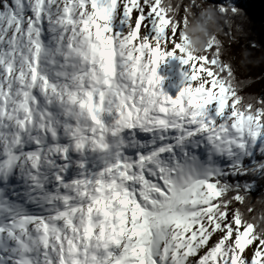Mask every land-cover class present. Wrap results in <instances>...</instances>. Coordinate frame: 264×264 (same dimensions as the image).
<instances>
[{"label": "snow or ice", "instance_id": "snow-or-ice-1", "mask_svg": "<svg viewBox=\"0 0 264 264\" xmlns=\"http://www.w3.org/2000/svg\"><path fill=\"white\" fill-rule=\"evenodd\" d=\"M245 16L0 0V264H264V92L219 38Z\"/></svg>", "mask_w": 264, "mask_h": 264}, {"label": "trees", "instance_id": "trees-1", "mask_svg": "<svg viewBox=\"0 0 264 264\" xmlns=\"http://www.w3.org/2000/svg\"><path fill=\"white\" fill-rule=\"evenodd\" d=\"M246 16L237 23H242L243 31L235 34V40L229 42L227 37L219 38L232 56L236 76L246 81L245 91L259 94L264 92V0H235ZM250 43L256 45L250 47ZM247 52L249 55L244 56ZM258 198L254 194L253 202Z\"/></svg>", "mask_w": 264, "mask_h": 264}, {"label": "clouds", "instance_id": "clouds-1", "mask_svg": "<svg viewBox=\"0 0 264 264\" xmlns=\"http://www.w3.org/2000/svg\"><path fill=\"white\" fill-rule=\"evenodd\" d=\"M189 32L192 34V45L199 50V48L203 47L207 34L194 28H190Z\"/></svg>", "mask_w": 264, "mask_h": 264}, {"label": "bare ground", "instance_id": "bare-ground-1", "mask_svg": "<svg viewBox=\"0 0 264 264\" xmlns=\"http://www.w3.org/2000/svg\"><path fill=\"white\" fill-rule=\"evenodd\" d=\"M171 63H173V64H175L176 63V65L175 66H171L170 65V67H172L173 68V71H171L169 74H165L166 73V70L163 72V74L165 75V76H168V77H171V78H173V80H175V81H178L179 80V73H180V68L178 67V65H177V61L175 62V61H173V62H171ZM174 69H175V71H174Z\"/></svg>", "mask_w": 264, "mask_h": 264}, {"label": "rangeland", "instance_id": "rangeland-1", "mask_svg": "<svg viewBox=\"0 0 264 264\" xmlns=\"http://www.w3.org/2000/svg\"><path fill=\"white\" fill-rule=\"evenodd\" d=\"M173 61L176 62V60H174V59L167 60V61L161 66V72L163 73V72L166 70V73H165V74H169L171 71H173V68L170 67V65H171V66H172V65H173V66L176 65V63H175V64L171 63V62H173ZM177 65H178V67L180 68V70H182V69H181V66L179 65V62H178V61H177ZM174 71H175V69H174Z\"/></svg>", "mask_w": 264, "mask_h": 264}]
</instances>
